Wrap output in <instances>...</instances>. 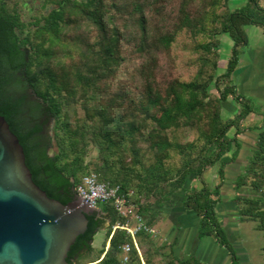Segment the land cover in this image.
<instances>
[{"label": "trees", "instance_id": "16d2710c", "mask_svg": "<svg viewBox=\"0 0 264 264\" xmlns=\"http://www.w3.org/2000/svg\"><path fill=\"white\" fill-rule=\"evenodd\" d=\"M228 2L0 0V114L23 146L33 181L65 204L81 178L95 173L131 193L134 204L128 216L110 202L99 208L103 218L87 215L68 264H207L167 252L145 230L134 234L137 250L130 234L112 226L138 214L152 227L158 209L188 177L224 164L225 154L239 146L241 122L254 109L236 91L232 74L248 42L243 27L264 32V4L246 0L230 10ZM222 33L233 44L219 73ZM229 96L237 108L223 118ZM51 121L48 141L55 151L48 155L38 135ZM233 190L240 220L253 221L264 234V128ZM218 196L219 185L202 181L185 193L184 204L200 218L198 236H213L231 263L241 264L218 220ZM106 218V237L95 250L93 236ZM124 244L130 246L126 261Z\"/></svg>", "mask_w": 264, "mask_h": 264}, {"label": "water", "instance_id": "95a60500", "mask_svg": "<svg viewBox=\"0 0 264 264\" xmlns=\"http://www.w3.org/2000/svg\"><path fill=\"white\" fill-rule=\"evenodd\" d=\"M23 146L0 114V264H68L87 215L103 212L81 195L62 203L32 179Z\"/></svg>", "mask_w": 264, "mask_h": 264}, {"label": "crops", "instance_id": "0c3cea01", "mask_svg": "<svg viewBox=\"0 0 264 264\" xmlns=\"http://www.w3.org/2000/svg\"><path fill=\"white\" fill-rule=\"evenodd\" d=\"M249 46V42H247L245 46L241 47V57L239 56L237 67L239 63L242 62V59L247 60V63H241L245 64V66H243L240 70V83L247 81V84L250 86L248 89H253L250 91H263V94L260 95L259 100H257V103L259 104L251 102L254 111L250 113V116L254 117L260 115V119L263 123L264 108L261 106V102H264V79H260L262 72L260 71V73H258L260 69H258L256 65L254 66V60H256V58L258 59L260 52L264 51V44L257 43L251 45V47ZM254 77L256 81L260 80L261 82L259 81V83H254ZM241 94L249 98V96H247L248 94ZM228 100L229 98L225 100L223 104ZM232 106L233 105H231V108L233 112H235L237 106L234 108ZM223 108L224 105H222V111ZM262 125H264V123ZM257 133L255 135L254 142L256 140ZM249 140L250 139L246 133L242 131V133H240L237 137L239 146L237 147L233 145L232 148L225 154V161H227L224 164L218 162L217 165H213L202 174L200 177L201 179L197 176L188 177L184 188L173 192L165 203L158 209V217L152 227L156 231L154 236L158 240L157 242L164 244L167 252H171L178 257L193 255L207 264H232L226 249L217 244L216 239L213 236H198V224L200 218L193 210L185 206L184 198L185 193L188 190L192 188H201L202 181L211 188L219 185L216 214L227 237L232 241V245L236 244L235 242L238 244L239 241H241L240 224L243 221L239 218L236 203L233 199V185L234 179L241 172V160L245 155V151H251L253 148L252 147L250 149L248 146ZM240 154H242L241 157ZM232 155H234V159L228 160ZM220 167H222L221 174L219 173ZM233 237L236 238V241H234ZM234 246L236 248V245Z\"/></svg>", "mask_w": 264, "mask_h": 264}, {"label": "rangeland", "instance_id": "374dc122", "mask_svg": "<svg viewBox=\"0 0 264 264\" xmlns=\"http://www.w3.org/2000/svg\"><path fill=\"white\" fill-rule=\"evenodd\" d=\"M245 2L246 0H229L228 7L230 10H235L237 9V7L239 8L243 4H245ZM260 4L263 5L264 0H260ZM243 28L247 34V39L250 45L249 47L257 43L264 44V32L260 27L249 24V25H245ZM219 39H220V44H219L218 50L220 53V59L218 61L217 72L220 73V72H223L225 69V62H226L227 57L230 54V47L232 46L233 42L231 38L228 36V34L226 33L220 34ZM177 53H181V52L177 50ZM184 60H185V56L179 55L178 61L182 63ZM241 63H247V60L242 59V62L239 63L238 67L232 74V81L235 84V87H236L235 89L239 93L248 94L247 96H249L250 101L257 103L258 102L257 100H259L260 95L263 94V91L262 90H258L257 92L250 91L253 89H248L250 88V86L249 84H247L248 83L247 81L240 83L241 81L240 79L241 71L240 70L242 69L243 66H245V64H241ZM255 65L258 67V69H260L258 73H260V71L262 72L260 79L262 78L263 80L264 79V75H263L264 73V51L260 52L259 58L258 59L256 58V60H254V66ZM253 81L254 83H259L260 80L256 81L254 77ZM222 86L223 84H221V87ZM261 103H262L261 106L264 108V102L262 101ZM223 105H224V108H223V111L221 112L223 118L231 117L233 115V113H231L233 112L231 105H233L232 106L233 108L236 107V104L232 100V97L229 96V100L225 102ZM260 117H261L260 115H257V117L249 115L246 119L242 120L241 122L242 131H244L250 139L248 143V146L250 147V149L254 147V144H255L254 138H255L256 133L261 128L264 127V125H262L264 122L262 123V120L260 119ZM52 125L53 123L51 121L49 123V128H48L49 134L51 136L53 135ZM230 134H233V129L230 131ZM54 151H55V146L52 145V147H49L48 152L50 154H52ZM249 153H250V150H246L244 157H242L241 171L246 164V158ZM241 156L242 154H240V157ZM215 165H217V163ZM102 204L104 205V203ZM102 204H100V207H102ZM108 224H109V220L106 218L105 221L103 222L102 228L98 229V231L94 234L93 239H92L93 240L92 246L95 250L100 248L101 245L103 244L104 242L103 240L106 237V229H107ZM254 225L255 223L253 221H243L240 224L241 241H239L238 244L237 242H235L236 244L234 245H236V249L240 256L241 264H264V254H263L264 234L263 232L256 230L254 228ZM233 239L234 241H236L235 240L236 238L233 237Z\"/></svg>", "mask_w": 264, "mask_h": 264}, {"label": "built area", "instance_id": "2783aa9c", "mask_svg": "<svg viewBox=\"0 0 264 264\" xmlns=\"http://www.w3.org/2000/svg\"><path fill=\"white\" fill-rule=\"evenodd\" d=\"M76 193L85 198L89 205L93 208H100V204L110 202L117 213L121 216H128L133 213L134 204L130 201L129 195L124 194L120 191L119 185H112L106 181L98 179L95 173L85 174L80 182L75 187ZM116 228L124 229L132 237V242L138 250L137 243L134 241V234L138 230H145L152 234L156 231L153 227L148 226L145 223L143 216L135 214L132 221L127 222L123 225H114L112 230ZM130 246L124 244L121 247V259L126 261Z\"/></svg>", "mask_w": 264, "mask_h": 264}, {"label": "flooded vegetation", "instance_id": "af4514ba", "mask_svg": "<svg viewBox=\"0 0 264 264\" xmlns=\"http://www.w3.org/2000/svg\"><path fill=\"white\" fill-rule=\"evenodd\" d=\"M41 121L42 120H40V122ZM49 136L50 134L48 132V129L44 128L43 130L40 131L38 135L39 137L38 139L40 140V147L43 148L48 155H52L48 152L49 147H52V142L48 141Z\"/></svg>", "mask_w": 264, "mask_h": 264}]
</instances>
